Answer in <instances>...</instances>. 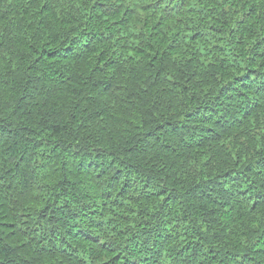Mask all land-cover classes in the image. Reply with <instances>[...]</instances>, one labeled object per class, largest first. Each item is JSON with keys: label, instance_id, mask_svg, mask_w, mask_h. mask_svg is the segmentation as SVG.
<instances>
[{"label": "trees", "instance_id": "trees-1", "mask_svg": "<svg viewBox=\"0 0 264 264\" xmlns=\"http://www.w3.org/2000/svg\"><path fill=\"white\" fill-rule=\"evenodd\" d=\"M0 264H264V0H0Z\"/></svg>", "mask_w": 264, "mask_h": 264}]
</instances>
